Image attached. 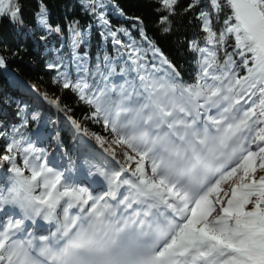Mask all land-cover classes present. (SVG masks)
Wrapping results in <instances>:
<instances>
[{
  "label": "snow or ice",
  "instance_id": "obj_1",
  "mask_svg": "<svg viewBox=\"0 0 264 264\" xmlns=\"http://www.w3.org/2000/svg\"><path fill=\"white\" fill-rule=\"evenodd\" d=\"M145 3L0 0V264H264V0Z\"/></svg>",
  "mask_w": 264,
  "mask_h": 264
},
{
  "label": "trees",
  "instance_id": "obj_2",
  "mask_svg": "<svg viewBox=\"0 0 264 264\" xmlns=\"http://www.w3.org/2000/svg\"><path fill=\"white\" fill-rule=\"evenodd\" d=\"M32 2L34 5V0H32ZM128 5L134 11L135 14L149 12L145 0H128ZM52 14L54 17L58 15L59 8H54ZM31 23H32L31 19H29L30 26ZM158 39L160 40L161 46L164 48V50L173 58H177L175 53V45L173 44L172 38L158 37ZM31 61H32V57L25 56L23 63L12 64L10 65V68L17 70V75L20 78L25 79L26 81L34 80L37 75H43V72L41 70V66L38 63L32 65ZM44 78L45 81L48 80L47 76H45ZM4 92H9L13 95H16L18 91L15 90L11 80L5 78L2 74H0V93H4ZM71 99H72L71 97H68L69 102L71 101Z\"/></svg>",
  "mask_w": 264,
  "mask_h": 264
}]
</instances>
